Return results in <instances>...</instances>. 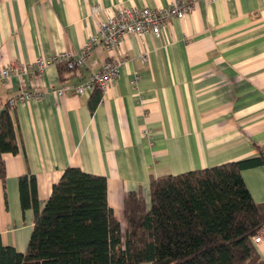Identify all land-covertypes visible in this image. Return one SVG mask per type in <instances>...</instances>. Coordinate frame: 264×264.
<instances>
[{"label": "crops", "instance_id": "1", "mask_svg": "<svg viewBox=\"0 0 264 264\" xmlns=\"http://www.w3.org/2000/svg\"><path fill=\"white\" fill-rule=\"evenodd\" d=\"M171 1L0 0V69L77 54L115 10ZM93 8L100 11L92 14ZM117 60L123 61L119 76L104 93H70ZM35 91L40 100L10 110L17 153L1 155L0 246L18 253L35 220L33 209L20 206L21 176H34L39 210L66 168L104 177L108 204L124 229L125 197L141 191L149 203L151 178L264 152V0H195L190 13L170 20L158 36L127 35L111 51L95 46L74 71L50 64L42 75H12L0 83V109L16 94ZM241 175L252 200L264 204V165ZM259 236L254 246L264 261V225Z\"/></svg>", "mask_w": 264, "mask_h": 264}, {"label": "trees", "instance_id": "2", "mask_svg": "<svg viewBox=\"0 0 264 264\" xmlns=\"http://www.w3.org/2000/svg\"><path fill=\"white\" fill-rule=\"evenodd\" d=\"M10 110L0 109L1 181V155L18 151ZM261 165L259 150L255 158L151 178L149 203L141 191L125 197L124 229L104 177L66 168L39 210L34 176H21L20 206L33 209L34 226L24 253L0 246V264H264L253 242L264 204L252 200L241 175Z\"/></svg>", "mask_w": 264, "mask_h": 264}, {"label": "built area", "instance_id": "3", "mask_svg": "<svg viewBox=\"0 0 264 264\" xmlns=\"http://www.w3.org/2000/svg\"><path fill=\"white\" fill-rule=\"evenodd\" d=\"M214 2V0H209ZM195 0H172L167 6L159 8H120L109 14L105 19L97 22V32L82 47L77 54L58 53L47 59H38L35 63L26 65H12L0 69V83L6 82L12 75H24L30 71H36L42 75L48 65L64 63L68 70L73 71L84 65L86 56L95 46L102 45L107 51H111L127 35L142 37L146 34L158 36L161 29L172 19H183L194 7ZM99 8H93L92 14H97ZM141 62H147L145 54L140 56ZM123 61L105 62L101 69L93 74L89 80L81 85L70 88V93L74 96H82L88 92L98 90L104 93L110 88L118 78ZM136 77L132 85L136 84ZM66 90L58 91L63 95ZM42 93L20 92L9 98L5 103L12 109L17 102L25 103L30 100H40ZM149 135V132H144ZM260 236L253 238L254 243L260 241Z\"/></svg>", "mask_w": 264, "mask_h": 264}]
</instances>
